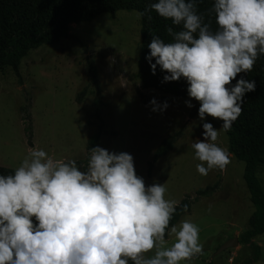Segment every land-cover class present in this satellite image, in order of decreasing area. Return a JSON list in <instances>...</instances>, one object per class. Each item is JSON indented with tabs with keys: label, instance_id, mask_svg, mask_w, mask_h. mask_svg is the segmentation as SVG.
<instances>
[{
	"label": "clouds",
	"instance_id": "obj_1",
	"mask_svg": "<svg viewBox=\"0 0 264 264\" xmlns=\"http://www.w3.org/2000/svg\"><path fill=\"white\" fill-rule=\"evenodd\" d=\"M198 3L155 0L140 15L151 20L155 11L172 22L171 42L152 34L146 59L153 74L158 65L167 73L164 82L185 79L189 97L199 101L203 139L190 147L197 172L207 175L231 160L206 117L230 131L245 94L256 88L255 80L237 77L264 55V0H214L215 31ZM150 103L153 111L168 107ZM186 104L193 107L191 99ZM166 191L158 182L146 185L128 152L92 147L82 170L75 159L31 149L13 173L0 174V264H181L202 255L197 224L182 219L169 227L177 202Z\"/></svg>",
	"mask_w": 264,
	"mask_h": 264
},
{
	"label": "rangeland",
	"instance_id": "obj_2",
	"mask_svg": "<svg viewBox=\"0 0 264 264\" xmlns=\"http://www.w3.org/2000/svg\"><path fill=\"white\" fill-rule=\"evenodd\" d=\"M70 33L80 41L62 38L32 49L22 59L20 77L10 66L0 68V165L15 169L36 148L53 159H75L83 170L89 156L88 140L100 123L93 116L97 96L91 74L94 68L101 88L104 128L116 131L115 135L103 134L100 147L130 153L137 175L146 185L164 184L165 198L177 204L187 195L196 196L200 189L216 186L195 200L191 211L180 219L198 225L203 246L202 255L181 264H246L255 255L250 244L217 253L223 243L249 227L255 210L244 178L245 162L230 153L228 135L219 129L221 122L208 116L207 122L219 131L217 143L228 151L231 162L223 171L213 169L207 175L197 172L199 161L190 145L203 139L204 121L198 113L191 115L193 107L186 104L189 98L143 87L138 76L140 12L102 13L91 21L71 24ZM154 98L161 105L166 101L168 107L153 111L150 101ZM27 111L31 115L32 145L26 130ZM178 131L182 134L173 150L157 161L149 176L148 164L156 148L166 136ZM257 176L264 187V166L259 167ZM173 239L166 236L169 244ZM254 240L261 249L259 259L251 264H264V233Z\"/></svg>",
	"mask_w": 264,
	"mask_h": 264
},
{
	"label": "trees",
	"instance_id": "obj_3",
	"mask_svg": "<svg viewBox=\"0 0 264 264\" xmlns=\"http://www.w3.org/2000/svg\"><path fill=\"white\" fill-rule=\"evenodd\" d=\"M155 0H0V68L10 66L17 76H21L20 65L22 59L32 49L43 44L58 41L62 38L80 39L70 33L73 23L91 21L102 13L114 16L118 10H137L140 13ZM214 0H199L198 11L205 15V22L210 23L211 29L216 30L215 17L209 10ZM152 19L141 16V55L139 58L138 76L144 88H155L162 92L193 100L191 115L198 113L199 101L188 95V82L181 78L179 81L164 82L167 74L157 66L153 74L151 66L146 59L150 52L148 44L152 34L160 36L165 42H171L172 37L167 34V27L172 26L171 20L160 17L155 11L151 12ZM175 28V26H173ZM179 30V29H176ZM155 63V59L152 61ZM92 81L97 87V96L94 102L93 116L100 120L98 129L88 140V150L99 146L103 134H116V131H107L104 128V119L101 115L102 94L100 84L94 68L91 70ZM255 80V91L247 92L242 104L240 116L233 122L230 131L226 132L229 138V151L238 159L245 162L244 178L251 193V200L255 210L250 216L249 227L240 235V244H250L255 255L246 264L259 259L260 244L254 238L264 233V187L257 176V170L264 166V55H261L252 71L238 74L237 79ZM235 80L233 84H235ZM86 89L84 88L78 101L82 102ZM23 110L25 108L23 107ZM26 125L30 145L33 144V129L31 115L27 111ZM221 124L223 123L219 120ZM182 132L166 136L156 148L148 164V175L157 161L173 150L174 144ZM14 172L13 168L0 165V174L8 175ZM216 189L210 186L197 191L196 196L187 195L177 204V211L170 222V226L177 224L180 219L192 209V204L202 195H208ZM187 205V211L184 206ZM167 236V234H166ZM131 264V262H130Z\"/></svg>",
	"mask_w": 264,
	"mask_h": 264
},
{
	"label": "water",
	"instance_id": "obj_4",
	"mask_svg": "<svg viewBox=\"0 0 264 264\" xmlns=\"http://www.w3.org/2000/svg\"><path fill=\"white\" fill-rule=\"evenodd\" d=\"M240 244V238L239 236H235L231 239H229L228 241H226L225 243H223L219 250L217 251V253H221L223 252L224 250L228 249V248H231V247H235L237 245Z\"/></svg>",
	"mask_w": 264,
	"mask_h": 264
}]
</instances>
